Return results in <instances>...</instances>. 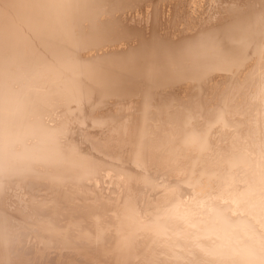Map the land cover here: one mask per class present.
Listing matches in <instances>:
<instances>
[{"label":"bare ground","instance_id":"1","mask_svg":"<svg viewBox=\"0 0 264 264\" xmlns=\"http://www.w3.org/2000/svg\"><path fill=\"white\" fill-rule=\"evenodd\" d=\"M0 264H264V0H0Z\"/></svg>","mask_w":264,"mask_h":264}]
</instances>
